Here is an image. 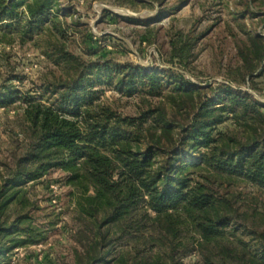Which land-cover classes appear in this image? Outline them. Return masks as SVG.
<instances>
[{
    "label": "trees",
    "instance_id": "16d2710c",
    "mask_svg": "<svg viewBox=\"0 0 264 264\" xmlns=\"http://www.w3.org/2000/svg\"><path fill=\"white\" fill-rule=\"evenodd\" d=\"M58 5L0 0V37L75 35L79 23L62 25ZM188 34L169 40V60L184 69L196 40ZM91 40L87 28L84 49L95 55ZM55 50L56 64L75 65L65 81L42 84L40 94L0 93V107L18 103L20 127L0 156V264H22L17 251L43 241L29 192L55 170L72 200L69 264H264V230L248 216L264 215V101L253 94L264 93V35L248 36L226 82L204 86L172 68L85 63ZM102 85L144 100L167 89L185 122L162 106L119 114L99 102Z\"/></svg>",
    "mask_w": 264,
    "mask_h": 264
},
{
    "label": "rangeland",
    "instance_id": "374dc122",
    "mask_svg": "<svg viewBox=\"0 0 264 264\" xmlns=\"http://www.w3.org/2000/svg\"><path fill=\"white\" fill-rule=\"evenodd\" d=\"M58 3L66 14L61 19L62 25L71 21L79 23L80 26L71 29L75 35L59 38L48 29L25 44L0 37V93L8 88L40 94L42 84L65 81L75 65L72 62L67 67L64 62L56 64L52 60L58 55L55 50L58 47L87 61L85 63L105 58L115 64L160 71L172 68L199 86L216 85L226 82V73L241 63L239 53L247 50L248 36L264 35V0H58ZM86 27L92 38L89 45L97 51L95 55L84 49ZM177 32H190V37H196L185 69L169 60V40ZM45 51L53 57L46 58ZM257 86L263 88L262 79L257 80ZM241 88L250 90L246 85ZM100 89L99 102L119 114L134 117L148 105L162 106L169 120L185 122V112L178 111L169 98L175 94L167 89L159 97H147L148 102L140 96L123 95L112 86L102 85ZM260 93L258 96L253 92L264 101V93ZM17 105L15 102L0 107V156L5 153L12 134L17 136L20 132ZM150 132L160 135L157 130ZM160 139L167 138L160 135ZM63 176L59 170L52 171L30 189L29 200L35 208L29 214L44 239L17 251L22 264H69L72 261L68 235L72 200L69 187L63 184ZM239 185L240 189L245 188V184ZM241 210L245 211L246 206H241ZM248 216L256 230H264V215ZM193 260L192 256L183 258L184 263Z\"/></svg>",
    "mask_w": 264,
    "mask_h": 264
}]
</instances>
